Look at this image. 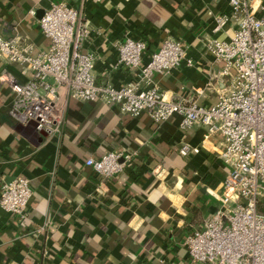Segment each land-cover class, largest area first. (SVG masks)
I'll list each match as a JSON object with an SVG mask.
<instances>
[{"label":"crops","instance_id":"0c3cea01","mask_svg":"<svg viewBox=\"0 0 264 264\" xmlns=\"http://www.w3.org/2000/svg\"><path fill=\"white\" fill-rule=\"evenodd\" d=\"M63 2L79 9L90 30L82 50L94 57L97 84L134 80L115 68L114 42L143 41L146 62L172 38L192 65L154 76L166 99L210 107L226 88L206 46L233 36V20L213 31L217 16H230L229 0H0V36L19 35L33 53L45 50L38 20ZM253 6L261 15L264 0ZM9 78L26 81L20 67L0 63V186L23 176L32 196L22 220L0 208V264H197L183 242L218 207L227 174L219 138L204 140L199 127L181 131L178 115L156 125L145 113L132 117L116 105L68 99L64 91L61 134L46 136L8 117ZM183 144L199 152L181 156ZM110 152L131 158L116 175L100 178L85 165Z\"/></svg>","mask_w":264,"mask_h":264},{"label":"built area","instance_id":"2783aa9c","mask_svg":"<svg viewBox=\"0 0 264 264\" xmlns=\"http://www.w3.org/2000/svg\"><path fill=\"white\" fill-rule=\"evenodd\" d=\"M256 1L229 0L230 16L214 19V32L232 20L236 29L228 41L207 42V51L220 64V76L227 83L210 107L166 99L154 83L155 75H168L183 62L192 65L185 46L172 38L164 39L146 62L143 41L114 42L115 68L129 70L134 80L118 87L97 84L94 57L82 50L90 30L79 9L53 3L38 20L48 42L45 50L33 53L19 35L0 36V63L20 67L26 78L21 83L6 80L13 93L7 115L16 124L34 125L46 136L59 135L64 91L68 99L116 105L120 113L132 117L145 113L156 125L178 115L181 131L203 128L204 140L220 139L218 157L227 174L218 207L199 230L185 237L186 253L197 264H264V11L257 15ZM198 152L187 144L179 149L181 156ZM130 159L128 154L110 152L97 160L87 159L85 165L100 178H110ZM31 196L30 181L15 177L0 186V208L22 220Z\"/></svg>","mask_w":264,"mask_h":264}]
</instances>
